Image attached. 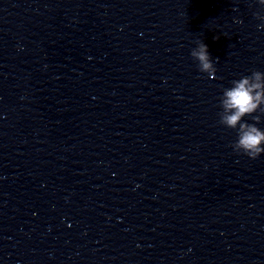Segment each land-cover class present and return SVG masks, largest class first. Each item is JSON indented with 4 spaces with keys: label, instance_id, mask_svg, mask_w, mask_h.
Segmentation results:
<instances>
[{
    "label": "clouds",
    "instance_id": "obj_1",
    "mask_svg": "<svg viewBox=\"0 0 264 264\" xmlns=\"http://www.w3.org/2000/svg\"><path fill=\"white\" fill-rule=\"evenodd\" d=\"M253 2L260 5V10L253 13L254 18L260 21L257 28L264 29V0ZM190 54L198 61L200 72L207 73L210 79L216 78L217 69L205 43L197 41V46ZM231 83L232 86L225 88L220 97L223 111L219 114V123L237 131V140L232 144L233 150L254 160L264 153V130L257 127L260 116L253 115L257 112L264 114V72L254 70L250 75ZM245 116H251L254 123L245 121Z\"/></svg>",
    "mask_w": 264,
    "mask_h": 264
}]
</instances>
